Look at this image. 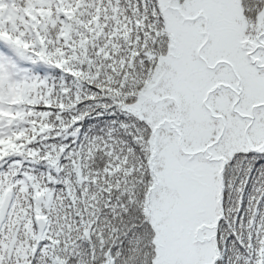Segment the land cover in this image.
<instances>
[{
  "label": "snow or ice",
  "instance_id": "6c2138e0",
  "mask_svg": "<svg viewBox=\"0 0 264 264\" xmlns=\"http://www.w3.org/2000/svg\"><path fill=\"white\" fill-rule=\"evenodd\" d=\"M0 264H264V0H0Z\"/></svg>",
  "mask_w": 264,
  "mask_h": 264
}]
</instances>
